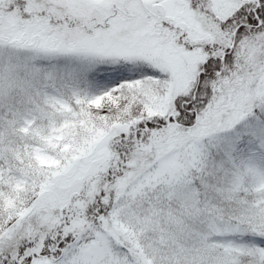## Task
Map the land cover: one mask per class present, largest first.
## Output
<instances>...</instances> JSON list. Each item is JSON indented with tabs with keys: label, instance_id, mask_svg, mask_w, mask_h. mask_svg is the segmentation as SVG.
I'll list each match as a JSON object with an SVG mask.
<instances>
[{
	"label": "snow or ice",
	"instance_id": "1",
	"mask_svg": "<svg viewBox=\"0 0 264 264\" xmlns=\"http://www.w3.org/2000/svg\"><path fill=\"white\" fill-rule=\"evenodd\" d=\"M54 72L105 134L0 201V264H264V0H0V106Z\"/></svg>",
	"mask_w": 264,
	"mask_h": 264
},
{
	"label": "rangeland",
	"instance_id": "2",
	"mask_svg": "<svg viewBox=\"0 0 264 264\" xmlns=\"http://www.w3.org/2000/svg\"><path fill=\"white\" fill-rule=\"evenodd\" d=\"M98 95V87L77 81L67 72H54L51 80L41 82L30 93L15 94L13 111L7 110V104L0 106V201L5 211L24 210L31 199L30 193L43 174L38 158L54 167L52 155L62 157L69 149L64 145L57 151L65 138L82 144L94 129L93 140L103 137L104 117L84 102L85 97ZM104 107L110 119L122 118L112 107ZM245 184L252 186L251 192ZM241 193L250 197L264 193V177L255 170L238 175L233 195ZM51 199L59 200L60 196L53 194Z\"/></svg>",
	"mask_w": 264,
	"mask_h": 264
}]
</instances>
